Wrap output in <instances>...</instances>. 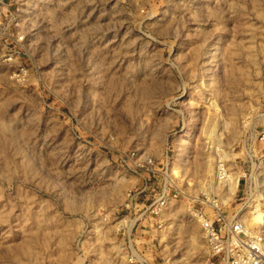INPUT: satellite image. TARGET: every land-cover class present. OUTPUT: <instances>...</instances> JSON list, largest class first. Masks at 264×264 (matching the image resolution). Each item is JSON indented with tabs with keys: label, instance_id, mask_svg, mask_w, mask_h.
<instances>
[{
	"label": "rangeland",
	"instance_id": "374dc122",
	"mask_svg": "<svg viewBox=\"0 0 264 264\" xmlns=\"http://www.w3.org/2000/svg\"><path fill=\"white\" fill-rule=\"evenodd\" d=\"M263 185L264 0H0V264H206Z\"/></svg>",
	"mask_w": 264,
	"mask_h": 264
},
{
	"label": "built area",
	"instance_id": "2783aa9c",
	"mask_svg": "<svg viewBox=\"0 0 264 264\" xmlns=\"http://www.w3.org/2000/svg\"><path fill=\"white\" fill-rule=\"evenodd\" d=\"M216 170L220 175V182L228 178L229 172L220 161ZM216 203H210V207L216 210L212 219L207 214H199L203 237L210 249L206 264H264L258 229L249 228L238 220V216L231 219L224 217L217 209ZM162 205V201L156 203L150 214H156ZM139 264L147 263L141 261Z\"/></svg>",
	"mask_w": 264,
	"mask_h": 264
},
{
	"label": "bare ground",
	"instance_id": "6f19581e",
	"mask_svg": "<svg viewBox=\"0 0 264 264\" xmlns=\"http://www.w3.org/2000/svg\"><path fill=\"white\" fill-rule=\"evenodd\" d=\"M209 123V122H208ZM212 125H214L213 123H212ZM212 125L211 124H209L208 126H207V124H206V126H207V128H205L204 130H207L209 133H210V129H213L214 127H212ZM215 126V125H214ZM206 131V132H207ZM191 132H192V129H190L189 131H187V133H186V135L184 136L185 137V139L188 137V136H190V134H191ZM203 134H204V132H203ZM209 135V134H208ZM204 136H206L207 137V135H204ZM218 143V142H217ZM185 146H186V144L183 146V148L185 149ZM218 151V150H217ZM218 152H220L221 153V151H218ZM223 156H219L220 158H224V159H226L227 158V156L225 155V153L224 154H222ZM222 161V160H221ZM207 167H206V169H204L205 170V177H209V176H212V175H214V180H213V184L214 185H212V184H210L212 187H217L218 188V190L220 189V191L222 190V192H224L223 194H222V196L225 198L226 196L229 198V196L234 192V190H235V182H236V179H237V177L236 178H233L232 179V177H228L226 180H224V181H221L220 182V175L219 174H217V173H213L214 172V170H213V167H212V164H211V162L208 160L207 161ZM262 166V165H261ZM208 180V179H207ZM210 181V180H209ZM259 183L257 182V185H258ZM210 185H208V186H204V188H209L210 189ZM259 185H261V184H259ZM263 187H264V185H263ZM263 190V189H262ZM258 196H259V194H258ZM222 197V198H223ZM223 198V199H224ZM260 198H261V196H260ZM252 204V203H251ZM255 204V203H254ZM259 204V203H258ZM258 204H255L254 206H251V207H248L249 209H251V215H252V220H253V222L258 226L257 228H258V233H259V238H260V246H261V248H262V251L264 252V212H262L259 208H258ZM250 206V205H249ZM249 213V212H248ZM246 214H247V212H245V211H242L241 210V212H240V214H239V216H238V220L239 221H241V222H243V223H245L249 228H252L250 225H248L246 222H245V219H248V218H245V216H246ZM248 222V221H247ZM189 242H190V245L192 246V248L191 249H193L194 251H192V252H190L189 254H187V255H185L184 256V258H179V259H177V260H175L174 261V264H188L189 262H190V259H192V256L194 255V254H196L197 253V251H199L198 249H200L199 247H200V241H199V239H198V236L196 237H194V236H192V237H190L189 238ZM201 250V249H200Z\"/></svg>",
	"mask_w": 264,
	"mask_h": 264
}]
</instances>
